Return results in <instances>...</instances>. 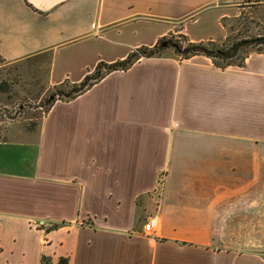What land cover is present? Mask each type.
Instances as JSON below:
<instances>
[{
    "label": "crops",
    "instance_id": "crops-1",
    "mask_svg": "<svg viewBox=\"0 0 264 264\" xmlns=\"http://www.w3.org/2000/svg\"><path fill=\"white\" fill-rule=\"evenodd\" d=\"M238 14L236 0H0V60H46L45 94L172 35L221 42ZM1 132L0 264H264V51L219 66L164 47Z\"/></svg>",
    "mask_w": 264,
    "mask_h": 264
},
{
    "label": "rangeland",
    "instance_id": "rangeland-1",
    "mask_svg": "<svg viewBox=\"0 0 264 264\" xmlns=\"http://www.w3.org/2000/svg\"><path fill=\"white\" fill-rule=\"evenodd\" d=\"M236 3L238 16L226 21L230 41L239 37L263 36L264 0H236ZM168 40L171 41L169 45ZM164 41L168 45L164 47H169L176 54L179 53L171 43L178 42L181 46L187 44L181 35L169 36ZM164 47L160 49L161 52ZM45 62L47 63L46 60H42L40 64L32 63L27 66L20 62L4 63L0 60V137L3 135L1 131L12 121H17L24 127H34L47 111V100L53 89L49 88L45 94L43 93L45 87L41 75L46 70ZM62 96L58 97L64 98V95ZM160 177L159 175L156 189Z\"/></svg>",
    "mask_w": 264,
    "mask_h": 264
},
{
    "label": "trees",
    "instance_id": "trees-1",
    "mask_svg": "<svg viewBox=\"0 0 264 264\" xmlns=\"http://www.w3.org/2000/svg\"><path fill=\"white\" fill-rule=\"evenodd\" d=\"M184 38V37H183ZM185 39V38H184ZM186 40V39H185ZM230 35H227L225 40L221 42H186L185 46H181L178 42H173L177 52L183 57H188L193 54L203 53L211 57L215 64L219 66H226L230 64H241L251 50L264 51V35L255 37V36H246L239 37L238 39H233L230 41ZM171 41L168 40V45ZM166 45V46H168ZM161 42L157 43L153 47H141V54L145 56L160 55L162 52L160 49ZM134 54V53H133ZM139 56L134 54L127 57L125 60L114 63L111 65H105L104 63H99L95 70L86 75L79 83L72 85H58L53 88L51 92L52 96L47 100V107L59 98L58 96L64 95V98L59 99H69L74 98L78 94L85 91L87 88L92 86L97 82L104 74L112 69L117 67L125 68L130 66ZM63 97V96H62ZM48 110V109H47ZM33 128V127H29ZM60 264H63L62 261Z\"/></svg>",
    "mask_w": 264,
    "mask_h": 264
},
{
    "label": "built area",
    "instance_id": "built-area-1",
    "mask_svg": "<svg viewBox=\"0 0 264 264\" xmlns=\"http://www.w3.org/2000/svg\"><path fill=\"white\" fill-rule=\"evenodd\" d=\"M141 47L135 48L133 50V53L138 55L139 57L143 56L141 54ZM163 182H164V176L161 175L160 177V181H159V186H158V194L161 195V191H162V187H163ZM156 216L155 215H151L148 217V219L144 222L143 226H142V230H143V234L146 235L147 237H151L153 238L155 235V224H156ZM39 226L42 225L43 223H38Z\"/></svg>",
    "mask_w": 264,
    "mask_h": 264
},
{
    "label": "water",
    "instance_id": "water-1",
    "mask_svg": "<svg viewBox=\"0 0 264 264\" xmlns=\"http://www.w3.org/2000/svg\"><path fill=\"white\" fill-rule=\"evenodd\" d=\"M166 44H167L166 41H163V42H162V45H163V46H165ZM51 97H52V96H50V98H51Z\"/></svg>",
    "mask_w": 264,
    "mask_h": 264
}]
</instances>
